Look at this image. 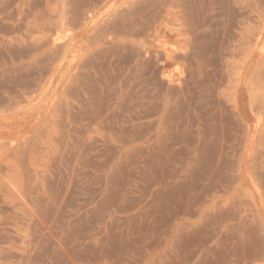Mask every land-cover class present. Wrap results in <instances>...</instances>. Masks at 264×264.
Returning <instances> with one entry per match:
<instances>
[{"label": "rangeland", "instance_id": "374dc122", "mask_svg": "<svg viewBox=\"0 0 264 264\" xmlns=\"http://www.w3.org/2000/svg\"><path fill=\"white\" fill-rule=\"evenodd\" d=\"M176 1L0 0V264H264V0Z\"/></svg>", "mask_w": 264, "mask_h": 264}, {"label": "bare ground", "instance_id": "6f19581e", "mask_svg": "<svg viewBox=\"0 0 264 264\" xmlns=\"http://www.w3.org/2000/svg\"><path fill=\"white\" fill-rule=\"evenodd\" d=\"M151 1H152V0H151ZM178 1H179V0H178ZM178 1H176V2H178ZM148 2H149V1H148ZM173 2H174V1H173ZM182 3H184V2H182ZM186 3H187V2H186ZM161 4H163V3H161ZM173 4H175V3H173ZM227 4H228V3H227ZM138 5H139V4H138ZM138 5H137V6H138ZM153 5H154V4H153ZM158 5H159V4H158ZM135 6H136V5H135ZM140 6H141V5H140ZM145 6H146V5H145ZM159 6H160V5H159ZM189 7H190V6H189ZM137 8H138V7H137ZM144 8H145V7H144ZM146 8H147V6H146ZM160 8H161V7H160ZM186 8H187V7H186ZM240 8H243V7H240ZM244 8H245V7H244ZM244 8H243V9H244ZM133 9H134V8H133ZM188 9H189V8H188ZM243 9H242V10H243ZM139 10H140V9H139ZM151 10H152V9H151ZM166 10H167V9H166ZM240 10H241V9H240ZM244 10H245V9H244ZM142 11H143V9H142ZM154 11H155V10H154ZM151 12H152V11H151ZM240 12L242 13V12H244V11H240ZM137 13H138V10H137ZM159 13H160V12H159ZM135 14H136V13H135ZM127 16H128V14H127ZM164 17H165V16H164ZM153 19H154V18H153ZM177 31H178V29H177ZM175 34H176V33H175ZM152 35H154V33H153ZM96 40H97V39H96ZM64 41H66V39H65ZM97 41H98V40H97ZM67 42H68V41H66V43H65L64 45H66ZM157 43H158V42H157ZM91 44H92V43H91ZM85 49H86V48H85ZM56 52H57V51H56ZM166 52H167V51H166ZM185 52H186V51H185ZM161 53H163V52L161 51ZM57 54H61V53L59 52V53H57ZM156 54H157V53H156ZM158 54H160V53H158ZM183 54H184V53L181 52V55H183ZM185 54H186V53H185ZM188 54H189V53H188ZM160 55H161V54H160ZM168 56H169V54H167V57H168ZM52 57H53V56H52ZM57 57H59V55H57ZM57 57H56V59H58ZM177 57H179V56H177ZM177 57H176V58H177ZM183 57H184V56H183ZM174 58H175V57H174ZM177 59H179V58H177ZM53 60H54V59H53ZM53 60H52V61H53ZM172 60H174V59L172 58ZM55 61H56V60H54V62H55ZM83 64H84V63H83ZM52 65H53V62L51 63V66H52ZM81 65H82V64H81ZM81 65H79V66H81ZM85 66H86V65H85ZM78 68H79V67H78ZM46 70H47V68H46ZM48 70H49V69H48ZM46 73H48V72L46 71L45 74H46ZM45 74H44V75H45ZM41 75H42V74H41ZM245 264H246V263H245Z\"/></svg>", "mask_w": 264, "mask_h": 264}]
</instances>
